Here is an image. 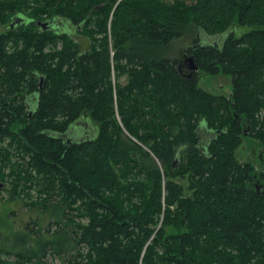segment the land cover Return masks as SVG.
I'll return each mask as SVG.
<instances>
[{"label":"trees","instance_id":"trees-1","mask_svg":"<svg viewBox=\"0 0 264 264\" xmlns=\"http://www.w3.org/2000/svg\"><path fill=\"white\" fill-rule=\"evenodd\" d=\"M47 1L33 18L83 25L0 35V181L38 188L54 229L1 236L0 264H264V0Z\"/></svg>","mask_w":264,"mask_h":264},{"label":"rangeland","instance_id":"rangeland-1","mask_svg":"<svg viewBox=\"0 0 264 264\" xmlns=\"http://www.w3.org/2000/svg\"><path fill=\"white\" fill-rule=\"evenodd\" d=\"M220 37L211 38V42H219ZM189 41L187 38L175 42V47L178 50V55L181 57L185 53V48L188 46ZM184 72L188 74L187 67ZM198 85L202 89L212 94H224L228 95L231 92V80L224 75H207L199 72ZM260 145L258 142L250 137L245 136L241 146L236 151V156L239 161H248L258 156ZM256 156V157H255ZM10 169L5 168L4 172L7 173ZM2 182V181H0ZM4 183V182H2ZM20 189L13 192L12 184L8 181L0 189V243L1 236L11 234L14 237V243L16 247H23L24 235L26 232H30L32 229L36 231L40 225H43V229H51L54 227L52 224L53 213L49 209H44L41 206H37L35 202L38 201V188L28 189L26 186H21ZM13 195V196H11ZM43 230V231H44ZM26 231V232H25ZM42 231V232H43ZM47 239H51L48 237ZM5 242V241H4ZM34 249L39 250L42 243H34ZM62 252L59 256L56 253L46 251L41 258V264H66L67 259L70 256L65 255ZM2 260L6 261V264H19L16 257L13 255H3ZM9 262V263H8ZM35 260L21 264H36Z\"/></svg>","mask_w":264,"mask_h":264},{"label":"flooded vegetation","instance_id":"flooded-vegetation-1","mask_svg":"<svg viewBox=\"0 0 264 264\" xmlns=\"http://www.w3.org/2000/svg\"><path fill=\"white\" fill-rule=\"evenodd\" d=\"M0 0V35L19 34L28 31H37L55 35L70 34L74 35L80 25L55 15H48L47 12L40 18H33L31 13H40L42 11H49L45 8L48 3L46 0ZM50 12V11H49ZM6 19V20H5ZM5 20V21H4ZM12 48V43L9 42L7 48ZM189 52L183 54L184 66L188 69ZM189 70V69H188ZM232 89V87H231ZM231 93V92H230ZM229 93V94H230ZM256 162V158H252ZM255 183L254 188L256 192H264V184Z\"/></svg>","mask_w":264,"mask_h":264},{"label":"water","instance_id":"water-1","mask_svg":"<svg viewBox=\"0 0 264 264\" xmlns=\"http://www.w3.org/2000/svg\"><path fill=\"white\" fill-rule=\"evenodd\" d=\"M188 62H189V65H188V69L190 72H196L198 70V67L197 65H195V63L193 62V58L192 56H189L188 57ZM4 186V184L2 182H0V189Z\"/></svg>","mask_w":264,"mask_h":264}]
</instances>
